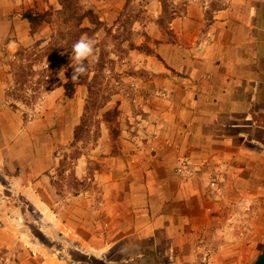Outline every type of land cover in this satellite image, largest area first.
I'll return each mask as SVG.
<instances>
[{
  "label": "crops",
  "instance_id": "0c3cea01",
  "mask_svg": "<svg viewBox=\"0 0 264 264\" xmlns=\"http://www.w3.org/2000/svg\"><path fill=\"white\" fill-rule=\"evenodd\" d=\"M112 1L101 20H117L128 2ZM170 1L169 13L163 0L150 2L149 22L134 26L135 44L148 49L130 51L133 66L151 77L117 99L126 107L120 155L108 140L104 156L92 157L104 171L76 167L92 184L85 193L55 187L85 87L68 99L61 82L30 120L33 109L12 102L0 61V264H202L206 254L209 264H255L264 255V0ZM52 8L58 0H0V54L16 59L30 47L36 34L25 14ZM167 15L170 37L155 23ZM180 160L192 175L178 176ZM233 213L247 217L242 236L229 227Z\"/></svg>",
  "mask_w": 264,
  "mask_h": 264
},
{
  "label": "rangeland",
  "instance_id": "374dc122",
  "mask_svg": "<svg viewBox=\"0 0 264 264\" xmlns=\"http://www.w3.org/2000/svg\"><path fill=\"white\" fill-rule=\"evenodd\" d=\"M155 1L156 0H128L117 17V20L115 18L112 20H101L102 13L99 9L112 6L114 1L70 0L69 7L77 9V15H74V18L83 19L86 13L92 11L102 24V26L97 29V33L94 37H84L95 41L96 60L91 64L92 68L95 67L94 64L101 58H106L108 62H113V64H108L103 70L105 74V78H103L105 90L98 95H93V100L98 99V105L104 104V106L100 110L98 107L92 108V112L88 115L87 119L89 123L87 130L89 132L86 134L83 133L80 136V142H76L74 138L65 140L63 147L59 150L60 156L64 158V165L62 166V172L57 173L55 187L58 195H63L64 193L72 195L81 194L92 188V184L89 181H85V184L82 185L79 179H77L78 177H75L74 173H76L77 166L79 167L77 170L78 172L81 173L83 170L84 173L93 176L98 172L104 171L105 166L93 158L94 156L95 158L96 156L98 158L104 156V143H108V140H110L108 144H111L112 155H120V142L121 138H124L122 137L123 126L124 128L126 127V117L121 116H126V107L122 108L120 106L121 103L118 102L117 99L119 98L122 102H126V95L129 93H138L139 87L137 83H135V80H138L139 77H143L146 81L150 80V75H143L141 74L142 71L135 70L133 66L135 58L130 55V51L137 50L138 47L135 44V38L133 36L135 24L138 23V21H141L140 23L148 21L146 20L148 18V13L145 8L150 2L154 3ZM164 1L167 3L168 11L172 12L170 10L171 1ZM58 2L60 4L59 0ZM61 10L62 9L56 10L52 8L51 11L42 13L46 15L44 19L47 20L46 23L49 25V29L46 31L47 33H41L40 31V27L43 24L35 29V31H33L36 34L33 36L34 43H32L30 47L22 48L17 54L16 59L5 52L0 54V61L3 59L5 64L8 65V75L12 77V80L8 83V92L11 100L13 103H20L21 107L14 105L18 109H33L32 112H27L30 120L37 119L36 117L38 115L40 116L38 118H41L40 107H42L44 100H46V95L59 87L61 82H67L66 74L75 63L74 60L71 59L73 56V49L70 47L73 46V44L69 42L71 40L75 42L77 38L75 30L78 28V21L72 19L71 12L67 11L66 14H63L64 9ZM80 26L93 29L96 28L91 25L89 19H84V21L80 23ZM139 32H141V30ZM132 46H134V48H132ZM145 46L144 43L140 47L145 50ZM63 49L67 51L58 53L59 50ZM95 72L96 71L92 69L89 73L90 82L94 78ZM83 87H85L86 92V105V101L90 97V94L87 85ZM114 108L118 110L119 116L116 121L108 124L104 121L103 116ZM72 122L73 120L69 122V127H66L70 128ZM89 134L90 138H88ZM66 135L70 137L68 132ZM112 139H115V141ZM98 148L100 149L99 154L93 155L92 152L96 151ZM80 159H83V164L78 163ZM85 163L87 164L86 166L84 165ZM71 198L72 197L67 195L68 200ZM30 219L40 221L37 214L31 216ZM27 233H29V235L31 234L33 238L38 235L36 239H44L43 241L45 243L49 241H45V235H42L43 232L41 233L40 229H27ZM55 244H58V242L55 241ZM55 247H57V245H55ZM118 252L119 251L116 250L115 255H110V257H114L115 259L119 258L120 255ZM80 264L88 263L80 262Z\"/></svg>",
  "mask_w": 264,
  "mask_h": 264
},
{
  "label": "trees",
  "instance_id": "16d2710c",
  "mask_svg": "<svg viewBox=\"0 0 264 264\" xmlns=\"http://www.w3.org/2000/svg\"><path fill=\"white\" fill-rule=\"evenodd\" d=\"M60 1V5H61V9L64 11L63 14H66L67 11L71 12V16H72V19L74 20H77L78 23H77V29L75 30V35L77 36L75 42L73 40H71L69 43L70 44H75L77 41H79L82 37H94L97 33V29L99 27L102 26L99 18L95 15L94 12L92 11H89L88 13H86L84 16H83V19H77V18H74L75 16L74 15H77L76 14V11L77 9L76 8H70L69 5H70V0H59ZM163 3L165 5V13H169L168 11V8H167V5L165 4L166 2L163 0ZM128 6V5H127ZM61 10V11H62ZM25 19H27L30 24L32 25V31H35V29H37L38 27H40L43 23H46L47 20L44 19L46 18V15L45 14H37V13H26L25 14ZM84 19H89L90 23L92 26L96 27L95 29L93 28H87V27H81L80 26V23L82 21H84ZM173 19V15H167L166 17L164 18H160L158 20L155 21V23L160 27V29H162L166 34H168V36L170 37L171 35V32L169 30V24H170V21ZM129 21V20H128ZM127 23V22H126ZM39 45V44H38ZM146 47V46H145ZM70 48L73 49V46H71ZM132 48H134V46H132ZM144 49V48H143ZM142 47H137V50H142V51H146V48L145 50H143ZM136 50V49H135ZM63 51H67L65 49L63 50H59L58 53H61ZM150 51V50H149ZM108 64H113V62H108L107 59L105 58H101L98 60L97 63H95V67L92 68V66L90 65L89 67V70L87 72L86 75L82 76L79 80L77 81H73L72 80V75H73V67L69 70V72L66 74V78H67V82L65 83L64 85V89H65V96L66 98L68 99H72L76 93V88L77 86H86L88 87V91H89V94H90V97L88 98V100L86 101V105H85V108H84V114L82 115L81 117V120H80V123L78 126L75 127V131H74V139L76 142H80L81 141V135L83 133H87L89 132L87 129V126H88V122H87V119H88V115L92 112V108L93 107H98L99 110L103 108L104 104H100L98 105L99 103V100H93V95H98L100 93H102V91L105 90L104 88V84H103V78H105V74L103 73V70L106 66H108ZM92 69H94L96 72H95V76L94 78L91 80V82L89 81V73L92 71ZM141 74H145V75H148L146 72H143ZM105 98V97H103ZM119 116V112L116 108L110 110L109 112H107L106 114H104L103 118H104V121L108 124H110L111 122H114L116 121L117 117ZM88 138H90V134L88 135ZM113 141H115V139H112ZM64 165V158L62 160V164L59 168V172H62V166ZM75 175V173H74ZM93 176V175H92ZM79 182L83 185L85 184V180L84 181H80ZM255 264H264V255L255 263Z\"/></svg>",
  "mask_w": 264,
  "mask_h": 264
},
{
  "label": "clouds",
  "instance_id": "9594fccd",
  "mask_svg": "<svg viewBox=\"0 0 264 264\" xmlns=\"http://www.w3.org/2000/svg\"><path fill=\"white\" fill-rule=\"evenodd\" d=\"M74 60L72 80L77 81L86 75L90 65L96 60L95 41L82 37L73 45Z\"/></svg>",
  "mask_w": 264,
  "mask_h": 264
},
{
  "label": "built area",
  "instance_id": "2783aa9c",
  "mask_svg": "<svg viewBox=\"0 0 264 264\" xmlns=\"http://www.w3.org/2000/svg\"><path fill=\"white\" fill-rule=\"evenodd\" d=\"M192 166L191 162L187 161V160H180L177 167H176V173L178 174L179 177H187L192 175V171L190 169V167ZM221 175L218 172H214L210 174V188L218 191L219 190V184L221 182ZM245 212H250V208H247L246 210H244ZM245 215H241L240 213H233L228 221L229 227L232 231H241V236L242 234V229L243 227L246 226V224L244 223L245 220ZM210 254H206L204 256V258L202 259L201 263L202 264H209L210 263Z\"/></svg>",
  "mask_w": 264,
  "mask_h": 264
}]
</instances>
